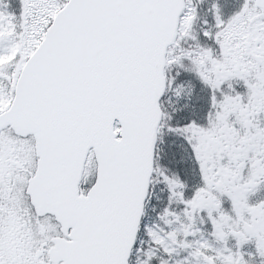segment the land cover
Masks as SVG:
<instances>
[{
	"label": "snow or ice",
	"instance_id": "6c2138e0",
	"mask_svg": "<svg viewBox=\"0 0 264 264\" xmlns=\"http://www.w3.org/2000/svg\"><path fill=\"white\" fill-rule=\"evenodd\" d=\"M0 264H264V0H0Z\"/></svg>",
	"mask_w": 264,
	"mask_h": 264
}]
</instances>
